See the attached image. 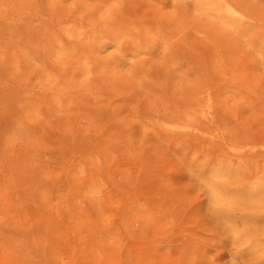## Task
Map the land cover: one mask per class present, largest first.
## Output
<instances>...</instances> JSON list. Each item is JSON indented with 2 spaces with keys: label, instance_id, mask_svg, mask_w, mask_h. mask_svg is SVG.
<instances>
[{
  "label": "rangeland",
  "instance_id": "rangeland-1",
  "mask_svg": "<svg viewBox=\"0 0 264 264\" xmlns=\"http://www.w3.org/2000/svg\"><path fill=\"white\" fill-rule=\"evenodd\" d=\"M9 1L0 264H261L200 174H264V0H230L249 18L234 29L194 0ZM258 213L245 233L264 239V204L231 217Z\"/></svg>",
  "mask_w": 264,
  "mask_h": 264
},
{
  "label": "bare ground",
  "instance_id": "bare-ground-1",
  "mask_svg": "<svg viewBox=\"0 0 264 264\" xmlns=\"http://www.w3.org/2000/svg\"><path fill=\"white\" fill-rule=\"evenodd\" d=\"M194 2L196 12L217 16L222 24L229 29L236 28L237 23L246 25L249 19L247 13L230 0H194ZM21 11L20 6L12 4L9 0H0V18L12 17ZM172 125L176 127V125ZM203 169H206V166L201 163L200 171ZM236 170L232 169L229 163H219L214 165L207 175H204L205 172L200 174L201 181L209 192V209L218 216V219L232 225L233 247L236 252L245 260L253 262L256 259H262L261 264H264V239L262 237L250 239L245 233L247 230L253 231L259 228L260 223L257 221L260 218L259 213L249 217L252 219L238 224L239 226L233 223L236 216L231 217L234 211L241 206L264 204V174L257 176L244 188H238L239 186L231 188L229 183L234 179H239L242 175V172H234Z\"/></svg>",
  "mask_w": 264,
  "mask_h": 264
}]
</instances>
